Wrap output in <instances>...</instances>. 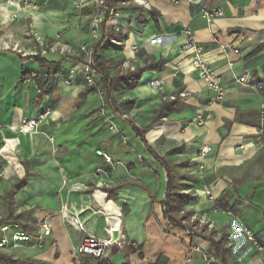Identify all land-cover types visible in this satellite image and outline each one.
<instances>
[{
    "label": "crops",
    "instance_id": "1",
    "mask_svg": "<svg viewBox=\"0 0 264 264\" xmlns=\"http://www.w3.org/2000/svg\"><path fill=\"white\" fill-rule=\"evenodd\" d=\"M11 2L0 0V42L26 53L0 49V225L16 223L35 232L46 221L51 234L41 247L0 251V259L12 264H209L208 256L218 264L205 236L222 240L231 264H264L243 232L245 226L264 241V93L236 81L245 71L264 80V0H116L115 13L99 25L98 41L104 37L100 53L109 75L118 80L112 95L122 116L112 114V120L129 135L130 146L105 123L98 93L81 95L82 73H68L83 63L79 46L93 43L92 2L73 17L60 41V61L43 66L24 57L40 52L34 53L37 43L27 31L31 27L41 36L46 27L56 29L55 18L48 16L58 9L41 0H31L37 4L30 9ZM216 9L223 14L208 22L204 12ZM186 27L223 79L220 101L198 77L189 53L180 52ZM68 74L70 85L64 83ZM154 79L161 80V89L151 86ZM47 107L51 111L37 132L22 133V120ZM206 114L210 117L198 124L197 117ZM126 120L145 129V144ZM205 145L212 151L200 156ZM96 150L109 154L113 166ZM163 160L172 168L176 191L191 196L173 215L195 234L163 216ZM63 208L80 218L83 230L64 218ZM86 234L121 244L109 246L98 261L76 252Z\"/></svg>",
    "mask_w": 264,
    "mask_h": 264
},
{
    "label": "built area",
    "instance_id": "2",
    "mask_svg": "<svg viewBox=\"0 0 264 264\" xmlns=\"http://www.w3.org/2000/svg\"><path fill=\"white\" fill-rule=\"evenodd\" d=\"M92 2L95 3L96 7H104L103 14L97 15L94 19L91 21V38L93 43L91 44H81L80 50L82 51L84 55L83 63L81 64V67L79 69L75 70L72 69L70 73H76L81 72L83 75V78L85 80V86L92 88L94 90H97V93H100L103 95L102 90H100L99 86V80L100 75L99 73L90 65L91 61V54H92V47L93 45L98 41L99 39V25L104 20V15L108 13L109 15H112L115 13L116 6L113 5L111 7L107 6L105 3V0H93ZM14 4H22V8H27L29 6L28 0H13ZM83 0H79L75 3L76 8H80L83 4ZM223 14V11L221 9H216L212 11H206L204 12V17L208 22H212L215 18L221 16ZM182 33L185 37L184 42L180 46V52H188L191 60V65L196 70V73L198 77L203 80L209 89L215 93L214 99L216 101H220L225 93L224 88V82L222 77L217 73L215 68L210 64V62L206 58L205 50L203 46L199 43H197L194 39L193 32L189 27H186L182 30ZM1 47L9 48L10 44L5 42H0ZM16 48V47H14ZM235 53H238V50H234ZM42 53H46L45 50H43ZM25 55V54H23ZM36 75L35 73L32 74V76ZM236 81L240 84L249 86L256 90L259 93H264V80H257L254 77H252L247 71L242 73L236 78ZM64 83L66 85L71 84V77L69 76L64 80ZM151 86L156 89H161L162 84L161 80L154 79L150 82ZM49 115L48 111H45V109L40 112L36 117L34 118H24L22 120V124L20 127V130L22 133L25 134H31L36 133L37 128L40 122H42L46 116ZM264 116V115H262ZM110 117L107 116L106 119ZM210 114H206L205 116H198L197 117V123L203 124L204 118H209ZM111 122L113 123L110 128L115 131L117 134H119L122 141H127L128 136L125 133H119L117 129V124L113 122L111 118ZM212 151V147L210 145H205L202 147L199 151L200 156H204L207 153ZM96 154L101 156L105 162L111 166H113V159L111 156L102 150H96ZM95 171L99 174L102 172V169L100 167L96 168ZM2 171L0 172V175H2ZM206 192L209 194L210 189L205 188ZM65 209L66 212H64V218L72 224L76 229L83 230V222L80 220V218L77 215L69 214L70 212ZM228 215L232 216L233 213L231 211L227 212ZM69 215H71L69 217ZM243 232L247 238V240L252 244V246L259 252L260 256L264 260V241L261 239L256 238V236L252 233V231L243 226ZM51 234V229L46 221H42L38 223V227L35 232H29L26 230H23L20 228L16 223H5L0 225V251H7L10 252L12 250L18 249V248H31V247H41L43 245L44 239ZM121 244L120 240H112L109 238H101L97 237L93 234H86L82 240L79 246L76 248V252L79 255H87L90 257H93L97 259L98 261L102 260L108 247L112 244ZM205 260L207 263L211 264L212 259L208 256H205Z\"/></svg>",
    "mask_w": 264,
    "mask_h": 264
},
{
    "label": "trees",
    "instance_id": "3",
    "mask_svg": "<svg viewBox=\"0 0 264 264\" xmlns=\"http://www.w3.org/2000/svg\"><path fill=\"white\" fill-rule=\"evenodd\" d=\"M116 0H105V3L107 6L111 7L115 4ZM109 14L106 13L104 15V20L102 22V24L107 20ZM106 42L104 40V37L98 41L97 43H95L92 47V54H91V61H90V65L99 73L100 75V80H99V86H100V90H102L103 92V99H104V103L105 106H107L110 110L112 114H116L119 117L122 116V114L119 112L118 109V105L112 95V92L114 90H116L117 88V82L118 80L115 77H111L108 73V67L105 64V59L104 57L101 55L100 51L101 49L105 46ZM41 52H37L36 54L33 55H26L24 57H32L35 60H37L42 66L43 65H52L55 63H49L47 61H45L44 59H42L41 57ZM87 91H92L94 93H97V90H94L92 88L86 87L84 92L81 93V95L83 96L85 92ZM161 110V109H160ZM126 122L129 123V125L132 126V129L134 130V132L136 133V136L141 137V139L143 138V134L145 132V129L142 130L140 128H138L137 126L133 125L129 120H126ZM144 142V139H142ZM145 144V142H144ZM162 166L165 168L166 171V191H165V195L164 198L162 200V210H163V216L165 218V220L172 225L181 227L185 230L190 231V229H188V227H186L183 223H181L180 219L175 217L173 215V211L177 208V206H179L182 203H187L188 201L191 200V196L186 195V194H182V193H178L176 191V187L174 185V176L172 173V168L163 160L161 161ZM192 232V231H190ZM193 234H195L196 232H192ZM200 237V234H197ZM204 239H207L210 246H212L214 253L217 257V263L218 264H231L228 262L225 253L226 250L223 247V242L222 240H215L212 239L211 237H205V236H201Z\"/></svg>",
    "mask_w": 264,
    "mask_h": 264
},
{
    "label": "rangeland",
    "instance_id": "4",
    "mask_svg": "<svg viewBox=\"0 0 264 264\" xmlns=\"http://www.w3.org/2000/svg\"><path fill=\"white\" fill-rule=\"evenodd\" d=\"M28 1H29V6H28L29 9L32 8V7H35L36 4H37V3L34 4V2H31V0H28ZM41 1L43 2L45 7H47V8L50 7V8L58 9V12H55L54 15L48 16L49 19H52V20H53V18H55V20H53V22H52V25H54V26L56 25L57 28L54 29L53 31H50L46 27L45 34L40 36V35L37 34V32L34 29H32L30 27V28H28L26 36L33 37L35 42L37 43V48H35L33 50L34 53L37 50L40 51L41 53L43 52V50H45L46 52L53 51V50H58V51L62 50V51H64L63 50V45L60 43V41H63L62 40L63 36L73 26V17L74 16H78L80 14H83V10L79 11L78 8H75L74 6H75L76 2H73L71 0H41ZM92 1L93 0H83L82 4H85L87 2L91 3ZM67 4H68V6H67ZM91 4H92V8H93V17H92V19H94L99 14H103V11L105 10L104 7H96L94 2H92ZM20 5L22 6V4H20ZM45 7L43 8V10L47 9ZM13 17L16 18L17 14H13L12 18ZM44 18H45V22L49 21L48 25L51 24V21L48 20V18L45 17V15H44ZM81 24L82 23H80V25ZM44 26H43V29L45 28ZM77 46L75 45V47H77ZM19 48L20 47H18V46H16V48H14L11 45H10L9 48H5V47H1L0 46V49L10 50V51L18 52L20 54H25L26 53L23 49L21 50ZM79 51L81 52V54H83L82 51L80 50V46H79ZM74 57H76V58H81L82 57V62L84 60V55L81 56V57H77V56L74 55ZM80 67H81V65H80ZM68 73L71 74L70 71ZM69 74H68V77H69ZM31 77H33V76H31ZM98 95L101 97V101H102L101 105L98 107L99 113L103 117V119H104L105 123L108 125L109 129H111L110 126L113 124L111 122V118H112L113 115L110 112V110H106L107 107L105 106L103 95H101L100 93H98ZM45 111H48L50 113L51 108L47 107L45 109ZM123 113H124V115L126 117H129L128 114H126L127 110H123ZM107 116H110V117H108L106 119ZM117 129H118L119 133L120 132L121 133H125L127 136H129L126 132H124L123 130L118 128V125H117ZM118 138H119V142L120 143H122V144H124L126 146H130V142H131V138L130 137H128V140L126 142L122 141V139L120 138L119 134H118ZM202 224L211 226L210 224H207L205 220H203ZM208 252L211 253L210 250H208ZM2 262H4L5 264H12L11 262L3 261V260L0 259V264H2Z\"/></svg>",
    "mask_w": 264,
    "mask_h": 264
},
{
    "label": "water",
    "instance_id": "5",
    "mask_svg": "<svg viewBox=\"0 0 264 264\" xmlns=\"http://www.w3.org/2000/svg\"><path fill=\"white\" fill-rule=\"evenodd\" d=\"M42 59L49 63H58L60 61L61 52L58 50L49 51L46 53H42L41 55ZM24 182V179L20 180L18 183H16L15 188H20ZM252 195V192L249 193V197Z\"/></svg>",
    "mask_w": 264,
    "mask_h": 264
},
{
    "label": "bare ground",
    "instance_id": "6",
    "mask_svg": "<svg viewBox=\"0 0 264 264\" xmlns=\"http://www.w3.org/2000/svg\"><path fill=\"white\" fill-rule=\"evenodd\" d=\"M12 4H14L13 2H11ZM1 171V170H0Z\"/></svg>",
    "mask_w": 264,
    "mask_h": 264
}]
</instances>
